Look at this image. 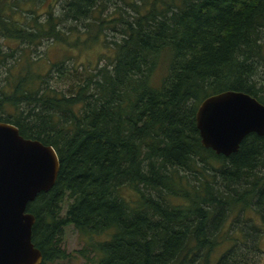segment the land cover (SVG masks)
I'll list each match as a JSON object with an SVG mask.
<instances>
[{"label":"trees","instance_id":"16d2710c","mask_svg":"<svg viewBox=\"0 0 264 264\" xmlns=\"http://www.w3.org/2000/svg\"><path fill=\"white\" fill-rule=\"evenodd\" d=\"M224 90L264 104V0H0V121L59 159L26 207L41 264L67 226L85 264H259L264 136L225 157L196 127Z\"/></svg>","mask_w":264,"mask_h":264},{"label":"water","instance_id":"95a60500","mask_svg":"<svg viewBox=\"0 0 264 264\" xmlns=\"http://www.w3.org/2000/svg\"><path fill=\"white\" fill-rule=\"evenodd\" d=\"M203 147L225 157L235 153L249 133L264 136V104L241 91L205 97L195 113ZM59 159L51 145L25 138L0 121V264H41L31 240L33 214L27 204L55 183Z\"/></svg>","mask_w":264,"mask_h":264},{"label":"rangeland","instance_id":"374dc122","mask_svg":"<svg viewBox=\"0 0 264 264\" xmlns=\"http://www.w3.org/2000/svg\"><path fill=\"white\" fill-rule=\"evenodd\" d=\"M104 50L102 47H91L89 49H80L78 48H70L69 46L60 45L55 46L51 45L46 49V54L48 57H51V60L58 59L67 55L70 60L75 59L78 63H88L94 64L97 56H99ZM107 52V51H106ZM64 248L66 253L68 254L66 258L59 259L56 262L49 264H85V261L79 257L78 250L82 247L84 241L80 238L79 234L72 226H67L64 229L63 235ZM261 247L264 251V230L261 236ZM259 264H264V252L261 256V260Z\"/></svg>","mask_w":264,"mask_h":264}]
</instances>
